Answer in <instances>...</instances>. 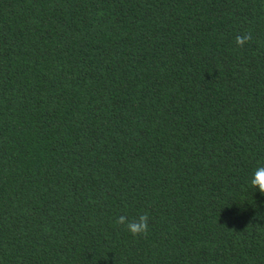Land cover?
Returning a JSON list of instances; mask_svg holds the SVG:
<instances>
[{"label": "trees", "instance_id": "trees-1", "mask_svg": "<svg viewBox=\"0 0 264 264\" xmlns=\"http://www.w3.org/2000/svg\"><path fill=\"white\" fill-rule=\"evenodd\" d=\"M261 164L264 0H0V264H264Z\"/></svg>", "mask_w": 264, "mask_h": 264}, {"label": "clouds", "instance_id": "clouds-1", "mask_svg": "<svg viewBox=\"0 0 264 264\" xmlns=\"http://www.w3.org/2000/svg\"><path fill=\"white\" fill-rule=\"evenodd\" d=\"M251 39L250 33H243L236 37L238 46L243 47ZM250 185L264 194V164L259 165L252 174ZM149 216L147 212L138 215L136 218L129 219L125 215H121L116 219V223L124 225L127 230L134 236L145 234L148 230Z\"/></svg>", "mask_w": 264, "mask_h": 264}]
</instances>
